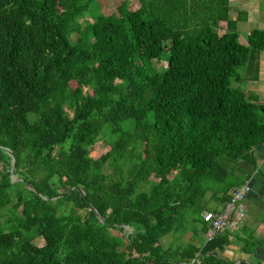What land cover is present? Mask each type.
<instances>
[{"label":"trees","instance_id":"16d2710c","mask_svg":"<svg viewBox=\"0 0 264 264\" xmlns=\"http://www.w3.org/2000/svg\"><path fill=\"white\" fill-rule=\"evenodd\" d=\"M136 2L0 0V220L23 215L0 264H264L252 184L237 231L208 241L201 216L264 180V105L234 87L258 79L264 31L241 44L229 0Z\"/></svg>","mask_w":264,"mask_h":264},{"label":"crops","instance_id":"0c3cea01","mask_svg":"<svg viewBox=\"0 0 264 264\" xmlns=\"http://www.w3.org/2000/svg\"><path fill=\"white\" fill-rule=\"evenodd\" d=\"M230 17L236 19L238 16L243 18L237 22V31L239 33V42L247 45L248 34L253 30L264 31V0H229ZM224 23L221 24L223 28ZM245 95L254 103L264 105V52L259 56V73L258 79L255 81H246L238 84ZM258 163L261 165L264 162V147L257 148ZM253 176L249 178V184H252V192L249 197L254 198L256 207L253 213L248 212L245 223L256 230L257 237L264 239V180L257 179L251 183ZM248 197V198H249ZM246 204V203H245ZM248 205V203H247ZM227 260H235L237 264L241 255L239 250L232 247L226 248L222 255Z\"/></svg>","mask_w":264,"mask_h":264},{"label":"rangeland","instance_id":"374dc122","mask_svg":"<svg viewBox=\"0 0 264 264\" xmlns=\"http://www.w3.org/2000/svg\"><path fill=\"white\" fill-rule=\"evenodd\" d=\"M97 2H98V5L100 7V11L103 12V13H106V14H108L109 12H112V11H118V9L135 8L136 5H137L136 0H126V4H124V5H123V3L125 2L124 0H97ZM78 37L81 39V42H79V46L82 47V48L92 49V50H95V51H99V49L101 48L100 45L91 44L89 42V40L81 33H77V35H74V36L71 35L70 36L71 42L77 43L76 40H77ZM132 57L134 59L135 55L133 54ZM130 61L131 60H129V62ZM157 67L159 68V70H162L163 68H165V64L162 63V64L158 65ZM115 82L120 83L118 80H116ZM234 87L237 88L239 86L238 85H234ZM86 92L88 94L91 93L90 91H86ZM109 149L110 148H109V146H108V144L106 142L95 143L92 146L91 157L96 159L99 156H101L102 154H104L107 151H109ZM2 169H3V167L1 165L0 166V171H2ZM7 170H9V169L4 168V171H7ZM12 170H13V163H12V168H10L9 172H11V175H10L11 181L13 183H16V182H18V180H17V177H15L13 175ZM11 206H12V204L8 203L7 207L2 211L4 221L0 220V229L1 230L9 231L11 228H13L14 225H16L18 223V220H20V218L23 217L21 209H19L17 211L16 210L12 211ZM122 234L125 235L124 232L120 233V232L112 231V235L113 236H121ZM188 238H189V234H188V232H186L184 234V236L182 237V240L187 241ZM172 240H173V238H172L171 235L167 236L164 239V245L168 246L171 243ZM36 242L38 243V245H42V240L37 239Z\"/></svg>","mask_w":264,"mask_h":264},{"label":"built area","instance_id":"2783aa9c","mask_svg":"<svg viewBox=\"0 0 264 264\" xmlns=\"http://www.w3.org/2000/svg\"><path fill=\"white\" fill-rule=\"evenodd\" d=\"M250 191L251 187L247 181L231 194L229 201L221 210L218 212L205 211L201 214L204 222L209 226L206 234L208 241L225 230L231 232L238 230L245 217V200Z\"/></svg>","mask_w":264,"mask_h":264},{"label":"water","instance_id":"95a60500","mask_svg":"<svg viewBox=\"0 0 264 264\" xmlns=\"http://www.w3.org/2000/svg\"><path fill=\"white\" fill-rule=\"evenodd\" d=\"M8 152H9L11 158H12L13 170H14V167H15V166H14L15 160H14V158H13L12 153H11L10 151H8ZM13 170H12V172H13ZM21 181H23V180H21ZM28 187H29L30 189H32L31 186H28ZM100 221L103 222V219L100 218ZM123 232H124L125 235L130 234V233H132V229L129 228V227H127V226H124V227H123Z\"/></svg>","mask_w":264,"mask_h":264}]
</instances>
